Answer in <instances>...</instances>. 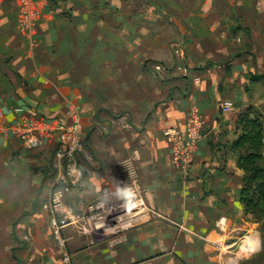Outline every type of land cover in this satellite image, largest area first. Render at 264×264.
I'll return each instance as SVG.
<instances>
[{"label":"crops","instance_id":"1","mask_svg":"<svg viewBox=\"0 0 264 264\" xmlns=\"http://www.w3.org/2000/svg\"><path fill=\"white\" fill-rule=\"evenodd\" d=\"M45 1L38 46L29 49L11 29L17 5L0 0V246L7 264H171L174 252L198 251L192 237L181 242L154 215L182 225L198 211L210 220L237 214L242 177L230 129L250 107L264 122L263 37L252 27L233 34L223 6L205 0L164 8ZM159 11L166 21H158ZM156 64L163 68L157 74ZM193 112L204 126L186 174L174 168L162 132L184 129ZM73 117L82 127V178L66 198L72 222L57 239L42 208L54 185L55 137L26 152L14 129L22 119ZM134 150L147 213L137 218L139 209L126 222L114 213L125 201L117 166Z\"/></svg>","mask_w":264,"mask_h":264},{"label":"rangeland","instance_id":"2","mask_svg":"<svg viewBox=\"0 0 264 264\" xmlns=\"http://www.w3.org/2000/svg\"><path fill=\"white\" fill-rule=\"evenodd\" d=\"M112 1L115 2L114 4H123L124 6H130L131 4H140V6H157L158 8H164L166 6H170V4L174 0H111V2ZM187 1L191 3L197 2L198 0ZM103 4L109 6L110 2L109 0H103ZM204 4L207 6H223V10H225L226 12L225 15L230 20V24L228 27H230L233 34H249V27H252L254 30H257V32L264 39V0H205ZM45 6H43V13ZM13 7H15V15L13 20L11 19V29H13V34L24 38V41H26L27 47L29 49H33L34 47L37 48L38 44L35 38L36 30L39 26L43 14L38 20L37 24L34 26L32 32L24 33L18 30V6ZM157 15L159 16V18H157L158 21L159 19H162L164 21L168 19L167 17H165L166 12L164 11L157 12ZM3 22L4 21L1 20L0 26L3 24ZM246 110L236 116L234 122L231 125L232 129H230V132L236 136L235 140H237V138L242 134L241 120H243V117L245 119L249 118L260 122L263 134L262 148L260 151L262 159L259 163V166L264 171V122L262 121V118L258 111H256L254 108L250 107L249 112H247ZM243 114L245 115L243 116ZM235 140L233 141V143L235 142ZM232 144L229 146V149L232 152V157L234 158L235 163H237L238 156L244 155L246 153V150L242 149L236 151L232 149ZM237 170L239 169L237 168ZM241 177L242 179H240V190L244 186V173L242 171ZM196 191L194 190L193 192L194 197H197L196 195L198 194V189ZM4 194L6 199L7 194ZM125 204L126 201H124V204H121L120 207L118 206L117 210L114 213H117L119 215L126 214V217L124 216L126 222L134 219H130L131 217H134V211H136L137 213V211L141 209L137 218H140V216H143L144 213H147L145 210H143L145 208V205L139 207V209L136 208L128 213V208L125 206ZM0 206L5 207V204L2 203L0 204ZM247 206L248 203H246L244 206L239 203L237 214L235 213L229 220L225 218H216L215 220H210L208 217L200 216V212L198 211L197 213H194L196 215H194L193 218L185 219L186 222L182 225H180V223L182 222L181 219L175 220V218H171L169 220L168 218H165L163 216L160 217V215L158 214V216L154 215L157 220H163L167 224L172 226L174 236L177 234L181 239V242L187 244L186 242H188L189 240H184L186 236H189L190 238L192 237L193 241L198 242V251L196 250L192 253V250L188 252V250L185 249L182 251H177L178 253L174 252V257L171 264H187V261L189 260H191V264H264V197L262 196V198L258 201L257 206L254 209V214H248L246 212ZM7 213L11 214L9 211ZM4 221L5 220L3 219L2 222ZM211 222H213L212 224L216 226V228H212V225H209L211 224ZM134 223L135 222H132L130 223V225H133ZM186 223L187 226H183ZM207 224L208 228L206 229L205 225ZM188 231L191 233H189ZM246 240L248 241V243L246 244V250H243V243ZM1 243L2 242H0V245ZM186 246L188 247L189 245H185L184 247L187 248ZM0 264H7L1 246ZM157 264L165 263L158 261Z\"/></svg>","mask_w":264,"mask_h":264},{"label":"built area","instance_id":"3","mask_svg":"<svg viewBox=\"0 0 264 264\" xmlns=\"http://www.w3.org/2000/svg\"><path fill=\"white\" fill-rule=\"evenodd\" d=\"M19 9L18 30L21 32H32L34 26L43 14L45 0H10ZM179 49L173 51L178 55ZM160 64L153 66L154 73L162 72ZM231 105L224 103V108ZM17 114L21 110L16 111ZM14 129L16 138L19 140L22 150L26 152L36 151L55 137V146L52 153L51 168L54 173V185L49 199L44 202L42 208L48 216L49 224L52 226L53 235L59 238L60 230L72 222V212L67 208V196L79 186L82 178L81 164L84 157V142L82 138V127L78 118L73 117L65 120H39L29 121L22 119ZM199 112H193L187 120L184 129L171 126L162 132V137L169 145L171 161L174 168L182 173L188 174L198 142L201 139L203 125ZM128 128V127H126ZM139 160V152L132 154L120 162L117 166L118 173L126 182L124 196L128 208L127 212L144 206L141 191L139 189V175L136 163ZM124 204V203H123ZM134 211L133 214H135Z\"/></svg>","mask_w":264,"mask_h":264},{"label":"trees","instance_id":"4","mask_svg":"<svg viewBox=\"0 0 264 264\" xmlns=\"http://www.w3.org/2000/svg\"><path fill=\"white\" fill-rule=\"evenodd\" d=\"M249 109L246 111L249 112ZM241 122L242 134L232 144V149L236 151L246 150L244 155L238 156L236 163L237 168L244 173V186L239 191L238 202L243 206L248 203L246 212L254 214L258 201L264 197V171L259 166L263 130L257 120L243 117Z\"/></svg>","mask_w":264,"mask_h":264},{"label":"bare ground","instance_id":"5","mask_svg":"<svg viewBox=\"0 0 264 264\" xmlns=\"http://www.w3.org/2000/svg\"><path fill=\"white\" fill-rule=\"evenodd\" d=\"M250 242V241H249ZM248 243V241L246 240L244 243H243V250H245V247H246V244Z\"/></svg>","mask_w":264,"mask_h":264},{"label":"water","instance_id":"6","mask_svg":"<svg viewBox=\"0 0 264 264\" xmlns=\"http://www.w3.org/2000/svg\"><path fill=\"white\" fill-rule=\"evenodd\" d=\"M32 171H33V172H36V171H37V168H36V167H34V168L32 169Z\"/></svg>","mask_w":264,"mask_h":264}]
</instances>
